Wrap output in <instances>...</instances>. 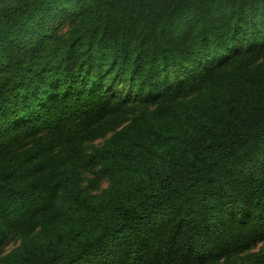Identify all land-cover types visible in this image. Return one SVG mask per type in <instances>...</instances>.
Wrapping results in <instances>:
<instances>
[{
  "label": "trees",
  "instance_id": "16d2710c",
  "mask_svg": "<svg viewBox=\"0 0 264 264\" xmlns=\"http://www.w3.org/2000/svg\"><path fill=\"white\" fill-rule=\"evenodd\" d=\"M263 237L264 0H0V264H264Z\"/></svg>",
  "mask_w": 264,
  "mask_h": 264
},
{
  "label": "rangeland",
  "instance_id": "374dc122",
  "mask_svg": "<svg viewBox=\"0 0 264 264\" xmlns=\"http://www.w3.org/2000/svg\"><path fill=\"white\" fill-rule=\"evenodd\" d=\"M68 29V24H64L63 26L58 28L59 33H65ZM112 133H108L104 139L98 138L95 140H92L90 142H87L84 146L86 150H91L93 148L102 146L106 139H109L111 137ZM83 181L82 186L84 190L88 194H98L101 191H103L109 182V179L101 174L99 169H93V170H85L82 173ZM19 241L16 238H12L9 240L3 247V255H6L9 253L12 249H14L18 245ZM264 246V237L261 239H258L254 245H253V252H256L260 248Z\"/></svg>",
  "mask_w": 264,
  "mask_h": 264
}]
</instances>
